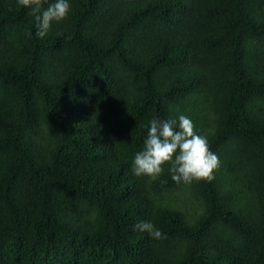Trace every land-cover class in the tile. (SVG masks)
Listing matches in <instances>:
<instances>
[{"label": "trees", "instance_id": "1", "mask_svg": "<svg viewBox=\"0 0 264 264\" xmlns=\"http://www.w3.org/2000/svg\"><path fill=\"white\" fill-rule=\"evenodd\" d=\"M68 3L0 0V264H264V0ZM180 115L214 179L135 176Z\"/></svg>", "mask_w": 264, "mask_h": 264}, {"label": "clouds", "instance_id": "2", "mask_svg": "<svg viewBox=\"0 0 264 264\" xmlns=\"http://www.w3.org/2000/svg\"><path fill=\"white\" fill-rule=\"evenodd\" d=\"M17 2L36 14L35 35L39 38L47 35L53 21L59 23L66 20L70 12L68 0H56L42 12L43 0ZM177 127L179 130H176ZM165 164L169 165L171 179L184 185L199 181L211 182L214 171L220 166L218 156L210 151L207 138L196 134L193 122L184 115L179 116L178 123L176 120H160L155 117L149 121L143 149L134 155L132 172L135 176L156 180L163 173ZM135 227L153 239L166 238L149 221L137 223Z\"/></svg>", "mask_w": 264, "mask_h": 264}]
</instances>
